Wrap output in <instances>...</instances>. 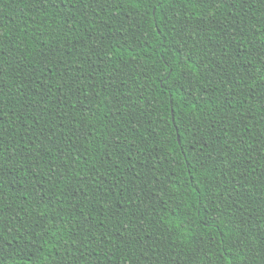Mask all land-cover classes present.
I'll return each mask as SVG.
<instances>
[{
    "label": "trees",
    "instance_id": "16d2710c",
    "mask_svg": "<svg viewBox=\"0 0 264 264\" xmlns=\"http://www.w3.org/2000/svg\"><path fill=\"white\" fill-rule=\"evenodd\" d=\"M0 264H264V0H0Z\"/></svg>",
    "mask_w": 264,
    "mask_h": 264
}]
</instances>
